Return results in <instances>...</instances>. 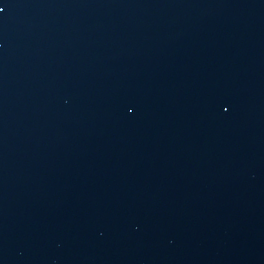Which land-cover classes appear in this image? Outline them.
Masks as SVG:
<instances>
[{
  "label": "water",
  "instance_id": "95a60500",
  "mask_svg": "<svg viewBox=\"0 0 264 264\" xmlns=\"http://www.w3.org/2000/svg\"><path fill=\"white\" fill-rule=\"evenodd\" d=\"M0 9V264H264V0Z\"/></svg>",
  "mask_w": 264,
  "mask_h": 264
},
{
  "label": "snow or ice",
  "instance_id": "6c2138e0",
  "mask_svg": "<svg viewBox=\"0 0 264 264\" xmlns=\"http://www.w3.org/2000/svg\"><path fill=\"white\" fill-rule=\"evenodd\" d=\"M2 11H3V9H0V12H2ZM131 110H132V109L130 108L129 111H131Z\"/></svg>",
  "mask_w": 264,
  "mask_h": 264
}]
</instances>
